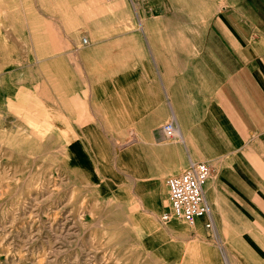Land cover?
<instances>
[{"label":"crops","instance_id":"obj_1","mask_svg":"<svg viewBox=\"0 0 264 264\" xmlns=\"http://www.w3.org/2000/svg\"><path fill=\"white\" fill-rule=\"evenodd\" d=\"M106 2L117 3L91 21L87 0L91 118L125 121L158 201L187 157L211 164L204 190L213 226L206 215L184 231V257L198 247L216 264H264V0ZM37 35L34 63L55 86L65 74L56 68L63 54H53L59 36L45 28ZM173 116L180 142L162 130Z\"/></svg>","mask_w":264,"mask_h":264},{"label":"rangeland","instance_id":"obj_2","mask_svg":"<svg viewBox=\"0 0 264 264\" xmlns=\"http://www.w3.org/2000/svg\"><path fill=\"white\" fill-rule=\"evenodd\" d=\"M113 3L91 0V21ZM88 22L87 0H0V264H216L198 247L184 257L191 226L162 220L167 182L161 202L146 190L145 152L125 121L91 118ZM44 28L59 36L56 82L75 101L34 63Z\"/></svg>","mask_w":264,"mask_h":264},{"label":"built area","instance_id":"obj_3","mask_svg":"<svg viewBox=\"0 0 264 264\" xmlns=\"http://www.w3.org/2000/svg\"><path fill=\"white\" fill-rule=\"evenodd\" d=\"M86 42L85 38L83 43ZM162 130L169 139L180 137L181 134L174 116L163 125ZM212 174L213 168L209 162L191 159L183 172L170 176L166 181L169 190V209L162 215V220L168 222L176 218L192 227L198 218L210 215L204 187ZM206 226L209 228L213 226L211 215Z\"/></svg>","mask_w":264,"mask_h":264},{"label":"bare ground","instance_id":"obj_4","mask_svg":"<svg viewBox=\"0 0 264 264\" xmlns=\"http://www.w3.org/2000/svg\"><path fill=\"white\" fill-rule=\"evenodd\" d=\"M54 76H56V75H54ZM62 77H63V76H62ZM60 78H61V77H60ZM53 80H55V78H54ZM55 82H56V81H55ZM58 82H59V81H58ZM61 82H62V80H61ZM54 85L56 86L58 92H60L61 95H64V94H65V95L67 96V98L64 97L65 95L63 96V98L65 99V101H68V102H70V100H71V101H75L73 98H71V97H69V96L67 95V93H68V92H67V89L64 90V89L67 88V87H65V86H63V85H61V84H58V83H57V84L54 83ZM78 106H79V105H78ZM88 134H90V133H88ZM74 147L76 148V146H74ZM74 147H73V148H74ZM75 148H74V150H77V151H78V148H77V149H75ZM81 149H82V148H81ZM81 149H80V150H81ZM80 150H79V151H80ZM71 151H72V150H71ZM77 151H74V152H76V154H77ZM79 151H78V152H79ZM79 159H80V158H79ZM163 205H164V204H163ZM174 226H179V224H176V223H175Z\"/></svg>","mask_w":264,"mask_h":264}]
</instances>
